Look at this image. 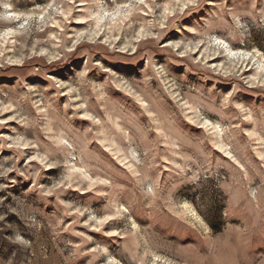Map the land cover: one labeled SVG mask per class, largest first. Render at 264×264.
Wrapping results in <instances>:
<instances>
[{
    "label": "rangeland",
    "instance_id": "374dc122",
    "mask_svg": "<svg viewBox=\"0 0 264 264\" xmlns=\"http://www.w3.org/2000/svg\"><path fill=\"white\" fill-rule=\"evenodd\" d=\"M0 264H264V0H0Z\"/></svg>",
    "mask_w": 264,
    "mask_h": 264
}]
</instances>
